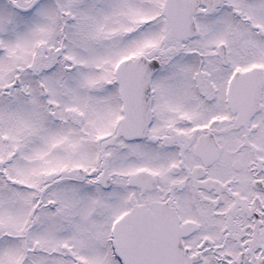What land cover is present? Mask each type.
Instances as JSON below:
<instances>
[{
  "label": "snow or ice",
  "instance_id": "6c2138e0",
  "mask_svg": "<svg viewBox=\"0 0 264 264\" xmlns=\"http://www.w3.org/2000/svg\"><path fill=\"white\" fill-rule=\"evenodd\" d=\"M0 264H264V0H0Z\"/></svg>",
  "mask_w": 264,
  "mask_h": 264
}]
</instances>
